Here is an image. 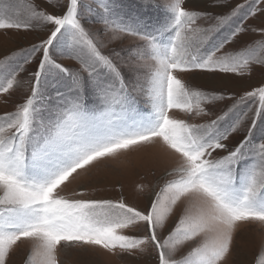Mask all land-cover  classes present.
I'll return each mask as SVG.
<instances>
[{
	"label": "snow or ice",
	"instance_id": "snow-or-ice-1",
	"mask_svg": "<svg viewBox=\"0 0 264 264\" xmlns=\"http://www.w3.org/2000/svg\"><path fill=\"white\" fill-rule=\"evenodd\" d=\"M229 2L212 0L228 9L213 14L164 0L162 19L152 22L150 0L136 12L125 11L122 0H94L95 8L49 0L61 9L51 13L34 3L21 13L15 0H0V30L50 26L38 44L0 58V96L27 86L22 102L0 115V264L21 248L23 264H62V252L134 255L149 246L158 264H228L241 227H264V84L234 96L184 79L195 72L243 76L264 64V21L247 24L264 15V0ZM85 13L102 27H86ZM250 30L262 39L226 50ZM126 38L133 46L110 49ZM224 100L232 103L211 118L209 107ZM235 135L242 138L230 146ZM142 152L167 165L143 208L123 195L89 198L82 186L64 194L92 169ZM253 264H264V239Z\"/></svg>",
	"mask_w": 264,
	"mask_h": 264
},
{
	"label": "rangeland",
	"instance_id": "rangeland-1",
	"mask_svg": "<svg viewBox=\"0 0 264 264\" xmlns=\"http://www.w3.org/2000/svg\"><path fill=\"white\" fill-rule=\"evenodd\" d=\"M16 10L21 13H26L24 7L27 3H34L37 8L45 10L47 12H57L61 9L52 7L49 0H15ZM58 3L63 4L65 0H57ZM85 4L96 7L94 0H83ZM244 0H230L228 7L234 6L238 3H243ZM141 3V0H122L125 11L136 12L140 9L137 7ZM150 3L154 6L148 12V17L152 22L162 19L164 15L163 6L164 0H150ZM159 6V7H155ZM186 7L201 12H212L213 14L227 11V8L213 7L212 0H186ZM96 17L84 14L83 20L85 26L97 30L102 27L101 24L95 22ZM264 21V15H259L254 18H250L247 24L251 27L259 28ZM201 23H204L201 21ZM48 27L42 25L39 22L33 21V26L29 30H0V58L9 55L11 52L19 49H28L34 44H38L42 39L48 35ZM259 32L249 31L243 34L238 43L230 45L226 50H239L246 44L255 43L261 40ZM135 41L131 38L122 40H115L111 43L110 49L117 51L127 50L133 46ZM39 54L33 62L29 65H25V72L21 74V79H27L28 73L33 71L36 67ZM65 64L70 65L72 62L64 60ZM20 63L23 60L20 59ZM184 79L192 86L198 87L206 91H215L225 95H242L245 91H249L255 87L264 84V64H253L249 74L248 70H245L243 76L236 75L234 73H216L209 74L203 72L189 73L184 76ZM27 94V86L15 92L11 96H0V115L13 111L16 104L22 102ZM232 103L230 100L217 101L214 105L209 107V110L215 115L219 114L221 110L225 109ZM139 109L142 112H147L149 106L145 102L144 97L139 98ZM183 116V114H179ZM209 117H197L195 122H204ZM255 135L259 137L260 133L256 132ZM241 135H235L229 141L230 146H235L236 142L241 139ZM149 155L154 158L152 152L134 153L128 158L127 163H110L108 165H100L97 168L92 169L91 173L80 180L76 181L65 191V195L70 196L73 190H78L81 186L88 192L89 198L94 199H118L123 195L127 202L143 208L148 198L152 195V190L161 183L160 177L163 175L166 164L159 162L158 158L154 161L148 162ZM152 163V164H151ZM138 184L146 185L143 192H138L136 186ZM173 216L165 229L159 233L161 238L167 235L168 230L172 227ZM130 234H142L141 230L130 229ZM264 239V227L251 224L243 225L241 230L235 238L233 252L229 257L228 264H253V259L256 256L257 249ZM25 248L18 249L14 252L8 261V264H23L25 258ZM187 249L178 253V257L183 255ZM60 260L62 264H158L157 254L154 249L149 246L144 252H137L134 255L128 254H108L102 250H90L87 253L70 252L60 254Z\"/></svg>",
	"mask_w": 264,
	"mask_h": 264
},
{
	"label": "bare ground",
	"instance_id": "bare-ground-1",
	"mask_svg": "<svg viewBox=\"0 0 264 264\" xmlns=\"http://www.w3.org/2000/svg\"><path fill=\"white\" fill-rule=\"evenodd\" d=\"M149 153V152H148ZM154 159L156 160L157 158H155V154H154V158H152V156L149 155V159H147L148 162H152L154 161ZM152 164V163H151Z\"/></svg>",
	"mask_w": 264,
	"mask_h": 264
}]
</instances>
